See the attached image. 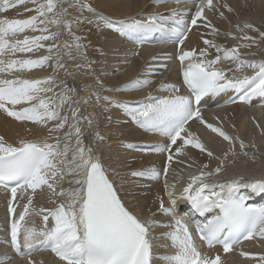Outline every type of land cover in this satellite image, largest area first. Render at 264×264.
<instances>
[{"label":"snow or ice","instance_id":"6c2138e0","mask_svg":"<svg viewBox=\"0 0 264 264\" xmlns=\"http://www.w3.org/2000/svg\"><path fill=\"white\" fill-rule=\"evenodd\" d=\"M152 2L159 8L171 3L187 4L189 0ZM191 2L195 5L192 10L156 11L142 13L139 19L113 21L88 0H0V15L21 7L25 12L34 13L24 19L0 18V113L21 125L30 123L47 132L40 138L20 137L13 143L0 135V191L9 194L6 211L10 227L6 243L14 253V256L0 254V264H13L15 259L24 264H44L34 257L45 252L51 253L57 264H154L157 258L151 229L156 227L168 229L163 236L170 241L167 247L172 253L158 258L165 264H229L233 254L252 264H264V252L253 253L242 247L245 242L264 247V205L256 207L248 203L253 196H264V179L236 177L224 183L215 179L240 157L255 164L259 148L255 141L246 143L239 135H230L219 118V126L208 122L201 108L205 97L216 98L229 92L235 94L232 103L251 106L258 99L259 106L264 107V56L259 60L251 58L264 53L261 48L264 28L247 20L232 25L222 9L229 14L236 9L227 3ZM85 12L89 15L85 16ZM207 13L227 21L228 30L222 32ZM82 25L114 28L121 34L135 35L141 46L154 34H159L160 42L176 45L175 59L188 94H180L181 88L176 84L162 83L161 91L171 95L153 98L148 93L149 102L130 107L98 92L79 97L75 88L57 81L55 76L26 79L17 75L53 63L56 71L64 70L71 75L62 62V48L74 49L84 60L77 67L91 70L92 62L84 51L87 45L82 43L85 37L74 31ZM193 29L205 30L200 34L204 47H185ZM28 32L39 34L29 36ZM62 32L72 37L71 43L59 42ZM220 36L237 43L225 47L216 42ZM252 48L258 52H252ZM40 50L48 54L40 58L28 56ZM67 54L75 59L71 53ZM134 55L138 56L139 52ZM224 63L229 66L223 67ZM249 71L253 74L248 75ZM96 83L104 89L98 77ZM152 83L137 78L123 89L142 90ZM93 97L97 102L118 104L141 128L167 138L168 143L156 148L157 152L166 154L162 168L147 167L129 173L157 181L163 177L169 203L166 206L160 195L155 203L157 212L168 218L167 223L154 220L151 207L143 215L127 207L96 156V149L85 144V128H93L94 123L91 113L84 112L83 108L92 104ZM193 121L226 142V149L217 154L207 147L191 130ZM253 122L264 137V127L254 118ZM95 139L103 141L98 132ZM250 148L255 149L251 154ZM190 149L206 155L209 162L201 163L195 173H189L177 196V184L168 182V173L173 164L185 161H191L187 168L194 167L196 161L189 155ZM211 161L216 162L215 167H211ZM66 177H71L68 183L73 187L63 186ZM241 189L247 190V194H242ZM38 195H46L52 207L37 206ZM178 200L189 203L191 211L187 215L181 214L185 210L178 208ZM192 212L205 217V221L193 222ZM30 217H40L44 227L37 229L34 224L30 225ZM50 219L54 221L52 227H48Z\"/></svg>","mask_w":264,"mask_h":264},{"label":"bare ground","instance_id":"6f19581e","mask_svg":"<svg viewBox=\"0 0 264 264\" xmlns=\"http://www.w3.org/2000/svg\"><path fill=\"white\" fill-rule=\"evenodd\" d=\"M97 1H98L97 5L105 8V9H98L99 12L102 11L103 13H106L113 17L120 16L123 18L127 16L129 17L134 16L138 19L140 18V15L142 13H153L156 11L167 13L171 9L181 10V9H188L187 8L188 6L189 7L194 6L193 3H187V4L171 3V4H167L166 6L157 8L154 7L152 0H97ZM219 1L220 0H218V2ZM225 1H228L233 6H235L239 10L238 11L239 14L243 13L246 18L245 20L253 22L256 25L264 24L263 21L264 0H225ZM148 2L151 4H149ZM147 3L149 4L148 6ZM250 13L253 14L249 15ZM84 15L88 16L89 14L85 12ZM207 15L210 17L211 20L215 18V15H213L212 13H207ZM4 16L7 17V14L0 15V18H3ZM29 16L30 15H26L25 17H17V18L24 19ZM249 16L254 17L255 19H250ZM218 20L220 22L221 31L223 32L228 30V28L230 27L228 22L220 20L219 17ZM238 21L240 22V20ZM80 29H86L84 31L83 37H85V39L88 40L87 43L88 46L89 43L90 44L97 43V40L99 39L97 36L99 29H97L92 25H87V26L82 25ZM100 31L104 35L109 36L106 42L104 41L105 42L104 47L106 49L107 48L111 49V47L115 44L121 45V43H119L120 39L116 36V32H112L106 27L100 29ZM201 32L203 31L201 30ZM201 32H197L196 29H193V31L189 34V39L185 42V47L186 48L195 47L197 49L204 47L202 40L200 39ZM27 34L29 36L34 35L31 32H28ZM137 38L138 37L135 35H126V39H122V43L123 42L126 43L125 46L126 49L128 50L126 51V53L130 51L129 53L133 57L134 53L139 52L138 56L134 55V59H136L135 61H137L136 65L132 64L131 66H127L126 64L125 67L126 71L122 79H116L115 81L109 79L108 73L111 72L112 69L116 68L115 61L114 62L112 60L108 61L110 57L103 59L105 60L106 63L105 68L103 67V69L106 70V73L104 75L100 74L99 68L97 67L101 63L99 61L96 62L92 61L91 72L93 73L96 72V74L92 75L91 77L92 83L94 84V86L99 87V85L96 83V78L98 77L99 80L102 81L104 84V89H98L97 87V90L100 93H106L107 96H110L113 100L122 103H130V102L137 103L140 101L147 103L149 102L148 93H151L153 98H166L167 96L171 95V93L161 91L160 85L162 83L176 84L178 87L181 88L180 94H185V95L188 94V90L181 83L182 76L180 73L179 62L173 57L174 53L178 52L176 51L175 46L174 45L171 46L168 44L169 46H171L169 49H161L159 47H156L154 49H149L147 48L146 45H142V46L139 45L136 42ZM212 38L213 37L209 36V39ZM216 42L223 46L226 45V47H232L237 43V41H233L230 38H225L224 36H220L219 38H216ZM261 48L264 49V44L261 45ZM132 50L134 51L132 52ZM252 50H254L255 52L258 51L256 48H252L251 51ZM44 52H45L44 50H40L35 54H28V56L30 58H40L45 55ZM93 54H94L93 59L96 58L98 60L99 58V56H97L98 53L94 52ZM88 55L90 56V53H88ZM262 56H264V53L258 54L255 59L259 60L262 58ZM154 57L155 59H153ZM169 57H172V59H169ZM112 63H115V65H113ZM165 65L167 66L170 65V68L168 69L170 71L167 74H165V72L167 71V67L165 68L164 71L160 72L162 70V67ZM222 66L227 68L229 64L224 63ZM43 69H34L30 73L25 72L23 74H17V75H21L22 78H26V79H38V77L42 75L43 72L45 73L48 72V68L44 69V71ZM247 74L252 75L253 73L249 71ZM147 77L157 78L156 86L147 87L142 90L129 89L125 91L123 89V86L129 84V82L137 78L147 80ZM66 85L75 88L77 90L76 95H78L79 97L86 98L85 94L84 95L81 94V90L80 88H78L76 84L66 83ZM109 87L117 90L112 92L106 91V89H108ZM84 91L86 92L87 96L90 95V92L87 89H84ZM95 92L97 91L95 90ZM228 94L229 93L222 94L221 96L216 98H209V97L204 98V100L201 102V108L205 119L208 122L218 124V126H219V122H222V126L224 130L227 131L230 135H239L242 139L245 140L246 143H251L252 141H255L257 147L259 148V151H263V152L257 154V162L255 164H252L244 157H240V159H238L234 165H231L229 167L227 172H225L223 175L215 179H217L220 183L227 182L236 177H243L245 180L264 179V141L257 142L259 138L264 140V137L260 136V131L259 129L256 128L255 123L253 122V118H254L256 122H258L262 127H264V107L259 106L260 102L252 109L249 108V105H245V104H235L233 106H227L225 102ZM257 100L258 99H255V101ZM113 105L114 106H111L109 111H107L106 113L103 112L102 107L100 108V110L97 109L93 110L90 108V106H86L88 110L85 107L83 108L84 112L91 113V119L93 120L94 123L93 128L91 129L85 128V133H84L85 144L91 146L94 140L97 141L95 139V133L98 132L100 136L103 137V141L102 142L97 141L98 145L96 149V156L99 157L101 163L107 169L109 175L115 176L116 178L115 183L121 194L120 197L121 199L125 200L127 207L142 215L144 214V210L146 208L151 207L152 211L155 213L153 219L157 220L158 222L167 223L168 218L162 216L159 212H157L158 204L155 203L156 197L158 195L164 197L166 206H168L169 203L167 199V195L164 192V188H163V183H164L163 177H161V179L157 181L154 179H150L148 177H133L129 173H126L131 169L132 166L135 167L134 168L135 171L142 170L147 167H156L157 169L162 168L166 161V154H161L157 152L156 148L157 146H162L168 143L167 138L159 133L148 132L145 129L141 128L140 126L136 125L134 121H132L131 118L126 115L122 107H120L118 104H113ZM108 118H110V120L114 119L117 124L115 125V123H113L112 121V124L114 126L113 129H111V127L108 128L109 127L108 126L102 128V130H99L97 128V124L98 123L104 124L106 122V119ZM217 118H219V122ZM118 128L122 129V131L118 132L117 131ZM190 128L191 130L195 131L200 136V138L201 135H203L204 138H201L202 141L206 144L207 147H209L215 153L220 154L222 151L226 149L227 147L226 142L222 141L221 138L216 137L215 134L211 133L209 130H206L203 126L199 125L195 121L191 122ZM28 129H31V131L29 132ZM143 133H146L145 137L142 136ZM46 134H47L46 129L40 126L33 125L30 123H25L21 125L20 123L7 117L5 114L0 113V135L5 136V138L10 143L17 141L20 137L34 139V138H40ZM140 141H144L145 143H141ZM137 142H140L139 144H142L145 149H135L134 145ZM129 143L132 144L133 147L131 148L124 147L125 144H129ZM148 146L152 148L154 147L155 149L153 151L152 150L148 151L146 149ZM237 150L239 151V149ZM254 151L255 149H251V148L249 149L250 154ZM189 155L196 161V164L198 166L201 163L209 162L206 155L199 154L197 150L190 149ZM129 159H133L132 163L130 164L128 162ZM186 162L188 161H185V163ZM185 163L180 164V167H177L176 170L175 169L171 170V174L168 175V182L170 184L172 183L177 184V191H176L177 196H179L180 190L186 183L188 177L186 173L188 170H190L189 168H187V165ZM215 164H216L215 161L210 162L211 167H215ZM191 169L193 173L197 171L196 166H194ZM181 177H183V179H180ZM70 179L71 177L65 178V181L63 182V186L65 188L74 186L68 183ZM177 181H179V183H177ZM241 193L247 194V190L241 189ZM251 198L256 200V196H253ZM8 199H9V194L0 192V254L7 253L8 255H12V253H10L7 250L8 247L6 244H4L5 238L2 235V233L4 232V228L6 227L4 226V222H5V216H6L5 212L7 208ZM20 203L23 202L20 201ZM36 205L44 206V207H52V205L48 203V199L46 195H38L36 198ZM178 208L185 210L183 213H181L183 215H187L188 212L191 211L189 203L183 200H178ZM17 211L19 212L20 209L18 208ZM192 215H199V214L192 212ZM201 220L202 219L200 220L194 219L195 222L196 221L201 222ZM203 220L205 221V219ZM29 224L30 225L34 224L37 229L44 227V224L40 217H30ZM53 225H54V221L50 219L48 223V227H52ZM167 231L168 229L164 227H157L156 229H151V232L154 237L153 245L160 247V250H162L160 254L163 256L172 253V250L167 247L170 241L165 239L163 236V233H166ZM244 250L249 251L248 248H244ZM153 251L155 254L158 253L156 252L155 248H153ZM34 258L37 259L38 261L43 260L44 264H57V261L53 259H48L47 262H45L44 253H37ZM239 260L241 262L248 261L241 257L239 258ZM13 264H24V262L20 261L19 259H15L13 261ZM161 264H165V262Z\"/></svg>","mask_w":264,"mask_h":264},{"label":"rangeland","instance_id":"374dc122","mask_svg":"<svg viewBox=\"0 0 264 264\" xmlns=\"http://www.w3.org/2000/svg\"><path fill=\"white\" fill-rule=\"evenodd\" d=\"M90 3H92L93 4V7H95L97 10L98 9H105L104 7H101V6H99V5H97L98 4V1L97 0H90L89 1ZM150 2V1H149ZM148 2V3H149ZM147 3V6L149 5V4H151V3H149L148 4ZM98 6V7H97ZM146 6V7H147ZM100 7V8H99ZM23 10L24 9H19V8H16V9H12V10H10V11H8L7 13H5V14H7V17L8 18H13V17H25L26 15H33L34 13H28V12H25L24 13V15L22 16V13H23ZM223 10V9H222ZM99 11V10H98ZM130 11V10H129ZM102 12V11H101ZM9 15V16H8ZM111 18H113L115 21H125V19H126V17H120V16H117V17H113V16H110ZM217 26H219L218 24H217ZM221 28V27H220ZM262 28H264V26H262ZM54 30V29H53ZM110 31L111 30H115V29H109ZM203 32L205 31V30H203V29H201ZM74 31L76 32V34L77 35H80V36H83V29H79V30H76V29H74ZM100 31V29L98 30V34H97V36H98V40H97V46L99 45V42L101 43V44H104L105 42H106V40L109 38V36H107V35H104L101 31ZM32 33V32H31ZM102 33V34H101ZM27 34V33H26ZM32 34H39V33H32ZM28 35V34H27ZM116 36L120 39V41H119V43H121V45L120 44H115V45H113L112 47H111V49L110 48H105L104 46L103 47H101V45H100V47L101 48H103V49H105V50H107L108 52H110V54H109V56H111V60L114 62L115 61V63H116V67L118 68V70L115 68V70H114V73H112V70H111V72H109V79H112V80H116V79H122V77H123V75H124V73H125V67H126V64H127V66H131L132 64L133 65H136V63H137V61H135L136 59H134V55H133V57L130 55V51L129 52H127L126 53V51H128L127 49H126V46H125V42H123L122 43V39H126V37H125V35L124 34H119V33H117L116 34ZM23 38V37H22ZM97 38V37H96ZM208 38H209V36H208ZM61 40L64 42V41H68L69 43H71L72 42V37L71 36H69V35H67L66 33H63L62 32V38H61ZM99 41V42H98ZM105 41V42H104ZM46 43H50V42H46ZM82 43H84V44H86L87 45V43H88V40H84L83 39V41H82ZM128 43V42H127ZM95 43H93V44H90L89 43V46L84 50V51H86V54H87V57H88V53H90V58H94V52H96V53H98L97 54V56H99V58H98V60L95 58V59H93L92 61L93 62H96V61H99L101 64L99 65V66H97L99 69H100V66L102 65L104 68H105V66H106V63H105V60H103V59H105L104 58V56H100L101 54H100V52L97 50V48H95V45H96ZM131 44V43H130ZM118 45V46H117ZM128 45V44H127ZM117 46V47H116ZM121 46V47H120ZM123 46H124V48H123ZM225 47H226V45H225ZM63 49V48H62ZM115 50V51H114ZM134 50H132V52H133ZM61 54H62V62L64 63L65 62V65L67 66V69H68V71H70L72 74L71 75H68L67 74V72L66 71H64V70H62V79H63V82L65 81V80H67L68 78H70V77H75V78H77L83 85H82V87L84 88V89H87L90 93H92V92H95V88H93V87H91L90 86V84H89V82H90V78L92 77V75H95L96 74V72L95 73H93V72H91V70H89V69H87V68H78L77 67V65L78 64H81V63H84V60L82 59V58H80L79 57V55H78V53L74 50V49H72V48H69V49H64V50H61ZM88 52V53H87ZM258 52V51H257ZM67 53H71L72 54V56L73 57H75V59H73V58H70L69 57V55L67 54ZM91 53H92V55H91ZM44 54L46 55L47 53L46 52H44ZM106 58H108V57H106ZM256 58V56L254 57V59ZM102 61H101V60ZM133 59H134V62H133ZM107 61V60H106ZM108 61H109V59H108ZM115 63H112L113 65H115ZM130 63V64H129ZM92 67V66H91ZM102 67V68H103ZM92 69V68H91ZM49 70H50V68H48V72H49ZM105 70V69H104ZM89 71H90V73H89ZM99 72H100V70H99ZM116 72V73H115ZM100 74L102 75V73L100 72ZM105 74V73H104ZM103 74V75H104ZM57 75H59V73L57 74ZM45 75H43L42 77H44ZM84 77V78H83ZM58 79V78H57ZM92 79V78H91ZM147 80H150V81H153V85L151 84V86L150 87H154V86H156V82H157V78H154V77H147ZM113 81V82H114ZM132 82V81H131ZM130 83V82H129ZM157 87H158V85H157ZM157 87H156V89H157ZM155 89V90H156ZM154 90V91H155ZM98 93H100L98 90H96ZM100 95H103V93H100ZM86 97H88V96H86ZM88 106H90V108L91 109H93V110H98L99 108H105V109H109L111 106H113V104L112 105H108L106 102H104L103 100H101L100 102H97V101H95V99H94V97H93V99H92V104L91 105H88ZM86 109H87V107H86ZM88 110V109H87ZM104 112V111H103ZM107 112V111H106ZM106 112H104V113H106ZM100 119V118H99ZM109 120V121H108ZM112 121H113V123H115V125L117 124L116 122H115V120L113 119V120H110V118H108V119H106V122L104 123V124H97V128L99 129V130H102V128H104V127H108V128H110L111 127V129H113V124H112ZM120 121V120H119ZM98 122V121H97ZM111 124V125H110ZM118 132H121L122 131V129H120V128H118V130H117ZM114 132V131H113ZM143 137H145L146 136V133H143V135H142ZM141 143H145L144 141H140ZM140 142H137V143H140ZM198 151V150H197ZM261 152H263V151H259L258 153H261ZM199 153V152H198ZM257 153V154H258ZM132 160L133 159H129L128 160V162H129V164L130 163H132ZM130 167V166H129ZM133 167V168H132ZM131 167V169L128 171V172H126V173H130V172H132V171H135L134 170V166H132ZM177 167H180V164H173V168L171 169V170H173V169H177ZM171 170H169V173H168V175L169 174H171ZM115 172V171H114ZM111 177H113V179H114V181H115V176H111Z\"/></svg>","mask_w":264,"mask_h":264}]
</instances>
